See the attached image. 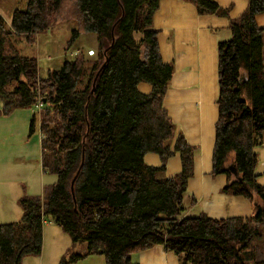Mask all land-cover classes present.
Returning a JSON list of instances; mask_svg holds the SVG:
<instances>
[{
  "label": "trees",
  "instance_id": "1",
  "mask_svg": "<svg viewBox=\"0 0 264 264\" xmlns=\"http://www.w3.org/2000/svg\"><path fill=\"white\" fill-rule=\"evenodd\" d=\"M160 1L29 0L9 25L0 15V115L43 101L29 134L40 127L43 166L58 175L44 194L20 199V220L0 222V264L40 255L48 219L73 240L59 264L93 254L104 255L106 264H139L133 254L156 245L181 264H264V249L255 243L264 242V186L255 151L264 144V28L257 23L264 0H249V8L231 19V37L218 46L213 174L228 176L224 193L254 204L249 217L222 219L187 214L196 201L188 181L197 148L164 108L174 66L164 61L153 25ZM188 1L200 13L230 17L217 0ZM69 20L81 25L73 39L84 32L98 36V54L89 58L79 50L42 77L37 58L21 55L14 36L34 37ZM151 152L160 155L161 166L146 162ZM177 153L182 170L168 177L167 163ZM81 244L85 252L77 249Z\"/></svg>",
  "mask_w": 264,
  "mask_h": 264
},
{
  "label": "crops",
  "instance_id": "2",
  "mask_svg": "<svg viewBox=\"0 0 264 264\" xmlns=\"http://www.w3.org/2000/svg\"><path fill=\"white\" fill-rule=\"evenodd\" d=\"M230 17L217 13H200L188 0H161L153 15V25L159 30L158 42L164 61L174 66L164 108L177 125L178 132L197 148L194 175L188 189L196 201L187 214L195 209L213 218L249 217L254 204L243 196L224 193L229 178L213 174V154L216 144V123L219 117V53L218 46L231 37V19L240 17L249 0H217ZM257 23L264 28V13L257 15ZM4 101L0 98V110ZM38 106L19 108L8 115H0V222L20 220L24 195H42L45 188L58 181V175L47 171L42 162L43 134L37 126L30 135V124ZM257 180L264 186V144L256 148ZM233 157L231 156L230 162ZM146 162L162 165L159 154L151 152ZM179 153L167 163L166 176L173 177L182 170ZM189 197V203H190ZM73 247V240L59 225L48 219L43 228V250L40 255L28 256L22 264H59L63 255ZM86 251L84 244L78 246ZM92 255L76 264H91ZM139 264H181L177 255L163 245L133 254Z\"/></svg>",
  "mask_w": 264,
  "mask_h": 264
},
{
  "label": "rangeland",
  "instance_id": "3",
  "mask_svg": "<svg viewBox=\"0 0 264 264\" xmlns=\"http://www.w3.org/2000/svg\"><path fill=\"white\" fill-rule=\"evenodd\" d=\"M29 0H0V15L9 25L13 14L16 10H25L28 7ZM76 28H81V25L76 20L65 21L47 31L38 33L34 37L21 34L14 36V42L17 50L21 55L32 56L37 58L39 65V73L42 77H46L50 69L60 67L65 59L74 57L80 50L87 57L97 55L98 36L94 33H83L81 36L73 39V31ZM140 40L141 36L137 35ZM143 46L144 56L147 48ZM143 92H148L150 86L146 83L140 85ZM200 213L195 209L189 215L197 216ZM264 232V224L260 226ZM264 249L263 240L255 242ZM91 264H106L105 256L102 254H93Z\"/></svg>",
  "mask_w": 264,
  "mask_h": 264
},
{
  "label": "water",
  "instance_id": "4",
  "mask_svg": "<svg viewBox=\"0 0 264 264\" xmlns=\"http://www.w3.org/2000/svg\"><path fill=\"white\" fill-rule=\"evenodd\" d=\"M230 169L233 173H235L238 176V170L235 166H230Z\"/></svg>",
  "mask_w": 264,
  "mask_h": 264
},
{
  "label": "built area",
  "instance_id": "5",
  "mask_svg": "<svg viewBox=\"0 0 264 264\" xmlns=\"http://www.w3.org/2000/svg\"><path fill=\"white\" fill-rule=\"evenodd\" d=\"M38 108L41 110V108L43 107V101L40 100L37 104Z\"/></svg>",
  "mask_w": 264,
  "mask_h": 264
}]
</instances>
